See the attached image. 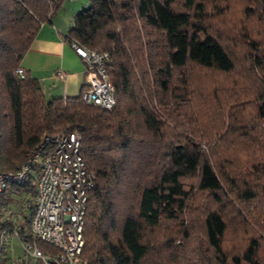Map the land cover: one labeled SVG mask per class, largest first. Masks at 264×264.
Listing matches in <instances>:
<instances>
[{
	"label": "trees",
	"instance_id": "trees-1",
	"mask_svg": "<svg viewBox=\"0 0 264 264\" xmlns=\"http://www.w3.org/2000/svg\"><path fill=\"white\" fill-rule=\"evenodd\" d=\"M64 1L0 0V171L77 132L86 264H264V0H89L67 39L108 54L109 111L14 74ZM33 180L0 193V228Z\"/></svg>",
	"mask_w": 264,
	"mask_h": 264
},
{
	"label": "built area",
	"instance_id": "built-area-1",
	"mask_svg": "<svg viewBox=\"0 0 264 264\" xmlns=\"http://www.w3.org/2000/svg\"><path fill=\"white\" fill-rule=\"evenodd\" d=\"M71 47L86 67V85L80 98L87 104L111 110L116 103L113 85L106 73L110 58L106 52H96L71 42ZM25 70L15 69L23 79ZM61 79L66 73L55 72ZM34 184L31 213L28 217L30 240L22 239L15 228L0 233V250L8 236L20 239L23 257L39 264H86L84 247V217L88 193L94 175L86 168L81 154V137L77 132L47 135L21 163L11 171H0V193L11 186ZM17 208L3 211L11 217ZM48 244L56 253L43 252L37 243Z\"/></svg>",
	"mask_w": 264,
	"mask_h": 264
},
{
	"label": "crops",
	"instance_id": "crops-1",
	"mask_svg": "<svg viewBox=\"0 0 264 264\" xmlns=\"http://www.w3.org/2000/svg\"><path fill=\"white\" fill-rule=\"evenodd\" d=\"M88 3L89 0H65L50 20L40 26L20 61L26 74L40 83L46 100L79 96L86 85L85 64L71 47L67 35L74 15ZM57 70L66 73V77H56ZM21 208L20 204L13 216L7 218L3 214V217L9 220V227L15 228L22 239L28 240V215L26 210L20 211ZM0 264L39 263L24 258L20 239L8 236L0 250Z\"/></svg>",
	"mask_w": 264,
	"mask_h": 264
},
{
	"label": "rangeland",
	"instance_id": "rangeland-1",
	"mask_svg": "<svg viewBox=\"0 0 264 264\" xmlns=\"http://www.w3.org/2000/svg\"><path fill=\"white\" fill-rule=\"evenodd\" d=\"M230 11L231 12H229L228 13V15L226 16L227 17V19H228V21L229 22H231V23H237L236 21L237 20H239V18H240V16H239V13H238V10H236V8H234L233 6L231 7V9H230ZM250 28L252 29V30H255V31H257L256 29V27H254V28H256V29H254L253 27H251L250 26ZM251 32H253V31H251ZM262 36V35H261ZM199 95V98H200V101L199 102H197L198 104H202L203 102H205L204 101V99L202 98V96H201V93H198ZM207 101V100H206ZM204 106H206V104H204ZM201 109H202V107H201ZM9 227V226H8ZM2 232V228L0 229V233ZM6 241V240H5ZM261 257H262V259H264V249H262L261 250Z\"/></svg>",
	"mask_w": 264,
	"mask_h": 264
}]
</instances>
